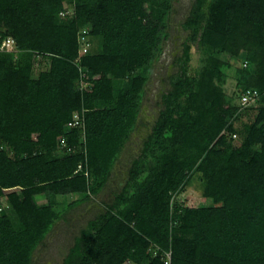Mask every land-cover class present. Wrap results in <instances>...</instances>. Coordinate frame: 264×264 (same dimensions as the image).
Segmentation results:
<instances>
[{
	"label": "trees",
	"instance_id": "obj_1",
	"mask_svg": "<svg viewBox=\"0 0 264 264\" xmlns=\"http://www.w3.org/2000/svg\"><path fill=\"white\" fill-rule=\"evenodd\" d=\"M65 1L77 8L64 18ZM174 2L0 0V39L13 37L19 49L0 51V199L8 206L0 211V264H34L57 223L111 185L171 38ZM87 24L91 94L78 88L75 64ZM182 27L184 58L151 131L124 184L111 201L100 200L64 264H165L152 242L172 251V264H264V0H195ZM194 45L234 55L257 50V66L239 79L243 92L260 95L241 146L230 124L237 109L222 85L226 60L208 55L191 68ZM40 58L47 67L35 74ZM83 108L84 142L81 130L68 126ZM63 136L74 152L59 149ZM196 172L217 205L173 203ZM42 196L47 205L39 204Z\"/></svg>",
	"mask_w": 264,
	"mask_h": 264
},
{
	"label": "rangeland",
	"instance_id": "obj_2",
	"mask_svg": "<svg viewBox=\"0 0 264 264\" xmlns=\"http://www.w3.org/2000/svg\"><path fill=\"white\" fill-rule=\"evenodd\" d=\"M194 1L195 0H175L174 2L175 9L172 17L171 38L148 84L147 96L140 113L138 127L115 166V173L111 180V185L98 201L81 205L69 214V220H62L57 223L54 231L47 238L45 244L36 252L34 264H64V258L68 254L70 247L74 244V238L79 234L81 227L85 225L89 218L93 217L102 209L100 200L106 199L111 201L114 197V193L124 184L128 175L130 161L132 157L139 152L142 142L151 131L152 124L158 116L161 108V97L170 86V77L181 68V63L184 58L185 42L188 36L187 31L182 27V22L188 16ZM66 2L67 1L63 2V4ZM87 26L91 28V25L87 24ZM257 54L255 48L242 50L239 55H234L231 51H224L209 45L200 47L194 45L191 48V68H199L208 55L225 58L226 60V64L222 66V70L225 74L222 85L227 91L228 101L237 109L230 122V124L234 126V131L238 134L235 139L233 138V144L235 146H241L243 142L242 130L247 124L254 120L257 113V103L246 106L241 104L240 94L245 89L246 83L244 79L242 82L239 80L242 70L251 68L253 71L255 69L258 63ZM41 60L40 58L38 63L35 64V74L47 67L45 60ZM205 186L206 181L202 173L196 172L190 174L185 185L174 195L173 203H179L183 207L217 205L211 198L204 195ZM73 198L74 195L64 197V199L68 201H71ZM4 202V199H0V206ZM38 202L42 206L48 204L44 196L39 197ZM2 222L4 224L8 223V218L3 216ZM125 264L132 263L131 261H127Z\"/></svg>",
	"mask_w": 264,
	"mask_h": 264
},
{
	"label": "built area",
	"instance_id": "obj_3",
	"mask_svg": "<svg viewBox=\"0 0 264 264\" xmlns=\"http://www.w3.org/2000/svg\"><path fill=\"white\" fill-rule=\"evenodd\" d=\"M77 6H70L68 2L63 4L62 9L60 11L61 17H69L73 15L76 11ZM83 27V28H81ZM79 33H78V40H79V55L75 59V64L78 66L79 70V78L77 80V85L80 91L83 94H91L94 91V82L92 80V77L86 67L85 61L86 58L91 50L92 42L90 37V31L91 28L87 25L81 26ZM0 51L8 52V53H16L19 51L18 46L16 44V40L8 36L4 38L3 40L0 39ZM259 92L256 89L248 88L246 89L242 95H241V104L242 105H250L257 102L259 99ZM85 111L86 109L76 110L73 114V117L71 121L68 123V126L70 128H79L82 133V142L86 139V121H85ZM237 133L233 134V138L235 139L237 137ZM59 149L61 151L66 152H74L76 150V146L69 144L67 137L63 136L60 138V144ZM81 168V165H80ZM87 174V173H86ZM7 204L4 202L0 206V211L5 209ZM150 251L154 254V256L160 254L162 259L164 260L165 264H172V251L162 249L159 245L152 242L150 245Z\"/></svg>",
	"mask_w": 264,
	"mask_h": 264
}]
</instances>
